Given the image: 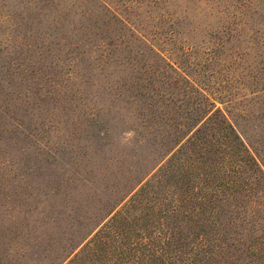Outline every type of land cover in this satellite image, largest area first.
Returning a JSON list of instances; mask_svg holds the SVG:
<instances>
[{
  "label": "rangeland",
  "instance_id": "374dc122",
  "mask_svg": "<svg viewBox=\"0 0 264 264\" xmlns=\"http://www.w3.org/2000/svg\"><path fill=\"white\" fill-rule=\"evenodd\" d=\"M215 110L264 172V0H0V264L190 261L169 150Z\"/></svg>",
  "mask_w": 264,
  "mask_h": 264
},
{
  "label": "trees",
  "instance_id": "16d2710c",
  "mask_svg": "<svg viewBox=\"0 0 264 264\" xmlns=\"http://www.w3.org/2000/svg\"><path fill=\"white\" fill-rule=\"evenodd\" d=\"M208 114L210 111L201 113L176 137L169 150L180 145L171 159L179 161L184 170L179 174L181 183L190 182L196 194L202 192L191 199L192 192L184 185L182 203L189 208L186 218L197 223L198 239L190 261L182 264H264V172L256 161L257 151L248 144L245 146L229 126L227 134L213 133L206 137L203 129L220 112ZM221 120L226 122L222 116ZM225 163L234 167L230 177H226ZM244 179L252 181L258 189L252 188L255 187L252 184L245 186L247 191L241 200L236 198L237 194H224V189L218 186H231L233 190L236 182L242 183ZM90 244L81 251L89 250Z\"/></svg>",
  "mask_w": 264,
  "mask_h": 264
}]
</instances>
